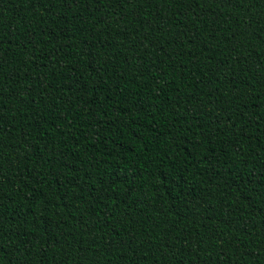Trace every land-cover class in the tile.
<instances>
[{
  "label": "trees",
  "instance_id": "16d2710c",
  "mask_svg": "<svg viewBox=\"0 0 264 264\" xmlns=\"http://www.w3.org/2000/svg\"><path fill=\"white\" fill-rule=\"evenodd\" d=\"M0 264H264V0H0Z\"/></svg>",
  "mask_w": 264,
  "mask_h": 264
}]
</instances>
